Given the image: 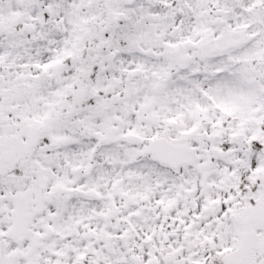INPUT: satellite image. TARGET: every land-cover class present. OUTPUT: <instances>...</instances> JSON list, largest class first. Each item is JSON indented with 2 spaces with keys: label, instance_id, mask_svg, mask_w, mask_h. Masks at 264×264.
I'll return each instance as SVG.
<instances>
[{
  "label": "snow or ice",
  "instance_id": "6c2138e0",
  "mask_svg": "<svg viewBox=\"0 0 264 264\" xmlns=\"http://www.w3.org/2000/svg\"><path fill=\"white\" fill-rule=\"evenodd\" d=\"M0 264H264V0H0Z\"/></svg>",
  "mask_w": 264,
  "mask_h": 264
}]
</instances>
